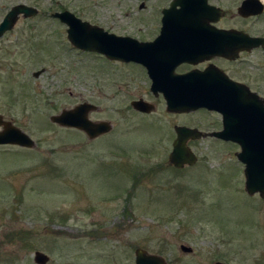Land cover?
<instances>
[{
    "label": "rangeland",
    "instance_id": "obj_1",
    "mask_svg": "<svg viewBox=\"0 0 264 264\" xmlns=\"http://www.w3.org/2000/svg\"><path fill=\"white\" fill-rule=\"evenodd\" d=\"M22 4L39 13L0 38V115L36 146H0V264H36V252L47 264H135L139 248L167 264H264V199L246 192L240 147L202 140L194 166L169 165L174 125L218 118L168 113L137 67L73 47L53 17L123 33L140 25L131 0H0V23ZM139 97L152 114L132 109ZM85 103L111 133L52 122Z\"/></svg>",
    "mask_w": 264,
    "mask_h": 264
},
{
    "label": "flooded vegetation",
    "instance_id": "obj_2",
    "mask_svg": "<svg viewBox=\"0 0 264 264\" xmlns=\"http://www.w3.org/2000/svg\"><path fill=\"white\" fill-rule=\"evenodd\" d=\"M131 2L132 10L136 8L139 10L136 23L140 25L122 28V31L125 30L123 33L94 26L141 44L153 45L152 43L160 38L162 42L157 49L163 51L160 53L163 56L160 60L162 77L200 74L209 78L216 75L226 91L240 98V103L244 107L256 108L261 102L264 103V0H131ZM96 54L112 64L137 67L143 75L148 93L155 100L161 99L166 104L165 93L153 89L151 69L149 70L147 66L135 62L110 60L102 54ZM233 89L238 91L235 92ZM140 100L144 101L143 97L131 101L132 109L142 116L152 114L153 112L145 114L135 110L133 104ZM171 114L175 116L203 114L206 117L218 118V121L211 122L210 126L209 123L207 126L205 122L198 121V124L206 127L205 129L200 126L174 125L171 129L174 132V138L171 140L172 149L178 127L196 129L201 133L198 139L188 141L189 147L193 143L207 139L239 146L237 143L226 142L213 136L214 133L223 130V116L216 111L198 109L191 113ZM2 131L3 127L0 132ZM0 146L33 150L36 144L32 148Z\"/></svg>",
    "mask_w": 264,
    "mask_h": 264
},
{
    "label": "water",
    "instance_id": "obj_3",
    "mask_svg": "<svg viewBox=\"0 0 264 264\" xmlns=\"http://www.w3.org/2000/svg\"><path fill=\"white\" fill-rule=\"evenodd\" d=\"M38 13L37 8L25 4L13 7L0 23V38L14 29L21 16L31 18ZM53 17L69 27L68 39L75 48L84 52L102 54L110 60L135 62L151 69L153 89L165 93L168 112L184 114L198 109H208L220 113L223 116V130L214 133L213 136L240 146V152L236 157L245 166L246 192L249 196L258 194L264 199V103L261 102L256 108L244 107L240 103V98L226 91L216 75L209 78L200 74L162 77L160 60L163 56L160 53L163 51L157 49L162 42L160 38L152 43L153 45L141 44L130 38L110 34L103 28L82 21L69 11L55 13ZM42 71L36 72L34 77L38 78ZM133 107L146 114L154 110L151 104L143 100L135 102ZM94 110L97 108L91 104H80L73 110H65L60 115L53 116L51 120L62 127L82 131L93 140L112 130L108 122H93L89 119V113ZM0 127L4 128V131L0 132V145H18L27 148L35 146V142L28 134L11 122L5 121L1 115ZM200 134L196 129L177 128V138L169 156L171 166L183 169L185 166H194L197 163L198 158L187 143L191 139H198ZM182 249L185 252L192 251L187 247ZM135 255V264H167L162 257L151 255L141 248L136 250ZM49 260L44 253H35L36 264H47Z\"/></svg>",
    "mask_w": 264,
    "mask_h": 264
}]
</instances>
